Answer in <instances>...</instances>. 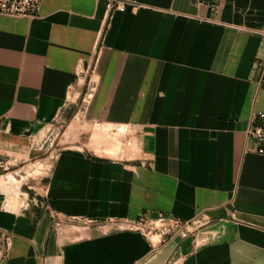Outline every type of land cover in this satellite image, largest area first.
I'll return each mask as SVG.
<instances>
[{"label": "crops", "instance_id": "0c3cea01", "mask_svg": "<svg viewBox=\"0 0 264 264\" xmlns=\"http://www.w3.org/2000/svg\"><path fill=\"white\" fill-rule=\"evenodd\" d=\"M110 1L0 14V145L59 118L78 140L37 192L0 186V264H264V154L247 138L264 0ZM201 210L210 224L164 244L124 225Z\"/></svg>", "mask_w": 264, "mask_h": 264}, {"label": "built area", "instance_id": "2783aa9c", "mask_svg": "<svg viewBox=\"0 0 264 264\" xmlns=\"http://www.w3.org/2000/svg\"><path fill=\"white\" fill-rule=\"evenodd\" d=\"M43 0H0V14L9 16L37 17L40 15ZM128 0L110 1L109 10H125ZM264 33V31H262ZM258 81L264 80V58L256 63ZM247 138L254 139L258 146L256 150L264 154V112L256 111L252 114L250 127L247 130ZM212 220L206 217V211L201 210L189 219H183L173 215L159 214L152 217L148 213L140 214L135 220L125 222L126 228L141 232L153 243H167L175 240H183L198 234ZM10 235L6 231H0V244L8 246Z\"/></svg>", "mask_w": 264, "mask_h": 264}, {"label": "rangeland", "instance_id": "374dc122", "mask_svg": "<svg viewBox=\"0 0 264 264\" xmlns=\"http://www.w3.org/2000/svg\"><path fill=\"white\" fill-rule=\"evenodd\" d=\"M74 123L59 118L24 144L0 145V186L14 193V201H21V191L37 192L51 156L78 144Z\"/></svg>", "mask_w": 264, "mask_h": 264}]
</instances>
